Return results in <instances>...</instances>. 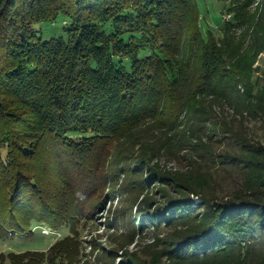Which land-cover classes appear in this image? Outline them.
Here are the masks:
<instances>
[{
	"label": "trees",
	"instance_id": "obj_1",
	"mask_svg": "<svg viewBox=\"0 0 264 264\" xmlns=\"http://www.w3.org/2000/svg\"><path fill=\"white\" fill-rule=\"evenodd\" d=\"M224 1L229 19L202 31L197 0H0V199L9 205H0V235L70 225L81 206L52 204L41 185L47 165L64 169L71 184L80 173L92 195L97 170L87 164L119 133L148 125L162 141H136L140 169L169 146L205 160L213 151L199 152L197 142L221 137L229 150L216 165L234 175L220 196L213 171L172 173L184 191L178 217L194 222L166 256L173 264H264V76L252 82L264 52V0ZM58 18L66 36L41 39L36 25Z\"/></svg>",
	"mask_w": 264,
	"mask_h": 264
},
{
	"label": "rangeland",
	"instance_id": "obj_2",
	"mask_svg": "<svg viewBox=\"0 0 264 264\" xmlns=\"http://www.w3.org/2000/svg\"><path fill=\"white\" fill-rule=\"evenodd\" d=\"M197 2L198 25L202 31L205 28L216 30L230 17L224 11V0ZM62 23L58 18L52 23L37 24L39 37L46 40L52 36H66ZM254 65L253 88L264 76V52L258 55ZM121 133L112 139L108 151L102 156L96 154L91 165L87 164L90 172L97 170L92 195L88 194L87 181L80 178V173L71 175L74 178L71 184L62 179L66 173L64 169L47 165L41 185L49 192L52 204L57 208L68 204L70 211L80 205L78 208L83 215H75L70 225L55 229L34 225L27 234L0 235V264H173L166 256L170 241L194 220L178 217L181 211L176 200L184 191L170 181L172 173L180 174L190 167L198 174L213 171L218 178L212 190L220 196L225 195L234 187V175L220 171L216 154L229 148L221 137H214L212 143L202 139L197 142L198 151L205 155H208L206 147L213 151L212 156L202 160L186 150L169 146L166 156L157 157L158 153H154L149 159L146 155L145 165L140 169L137 166L142 157L135 151L136 141L145 147L149 144L157 147L162 141L159 133L148 125L129 134ZM219 138L221 141L217 142ZM4 153L5 149L0 148L1 156ZM199 201L200 198L192 196L190 205L198 208ZM0 205L1 209L9 208L1 199ZM18 213L22 216L26 212ZM3 214L6 216L7 212ZM58 241L60 243L50 248ZM8 252L19 255L9 256ZM24 252L36 255H21ZM28 257L34 258L33 262H29Z\"/></svg>",
	"mask_w": 264,
	"mask_h": 264
}]
</instances>
